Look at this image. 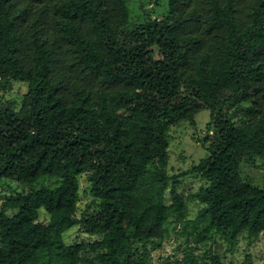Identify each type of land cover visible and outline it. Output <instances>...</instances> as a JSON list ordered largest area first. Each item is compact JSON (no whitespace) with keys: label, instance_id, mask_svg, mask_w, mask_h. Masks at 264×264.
Returning a JSON list of instances; mask_svg holds the SVG:
<instances>
[{"label":"trees","instance_id":"trees-1","mask_svg":"<svg viewBox=\"0 0 264 264\" xmlns=\"http://www.w3.org/2000/svg\"><path fill=\"white\" fill-rule=\"evenodd\" d=\"M131 1L0 0V90L26 84L0 108V181L22 187L0 264H151L168 240L181 257L159 264H224L214 246L264 235V189L240 176L264 164V0H166L140 23ZM203 109L208 156L170 176L169 132ZM82 175L96 211L79 219ZM187 175L205 182L193 218ZM75 226L99 238L64 243Z\"/></svg>","mask_w":264,"mask_h":264},{"label":"rangeland","instance_id":"rangeland-1","mask_svg":"<svg viewBox=\"0 0 264 264\" xmlns=\"http://www.w3.org/2000/svg\"><path fill=\"white\" fill-rule=\"evenodd\" d=\"M166 5V0H132L129 3L132 21L140 23L147 17L160 20L167 12ZM25 92L26 84L21 82H14L10 88L0 90V108L10 105L18 110L21 96ZM194 121V126L188 122H182L172 127L169 132V160L166 171L170 176H178L190 170L201 159L208 156L205 147L202 146V141L206 135V125L210 122V111L201 110L195 115ZM240 176L253 186L264 189V164L253 166L241 161ZM204 185L205 182L202 179L192 175L177 178L176 192L186 203L188 218H193L199 209V205L191 198ZM87 187L86 175H82L80 177L79 211L76 214L79 219L90 216L96 211L95 207L90 205L91 199L86 193ZM21 191L22 187L19 184L10 180H1L0 206L7 198L15 196ZM171 202V196L167 192L166 203L170 204ZM39 214V222L46 223L47 216L44 210L40 209ZM62 238L64 243L72 244L74 242H93L99 237L84 234L80 227L75 226L65 232ZM176 247L177 244L174 241L168 240L157 251L151 250V264H159L165 260L170 262L172 258L174 259V255L180 259L181 254L175 252ZM214 253L224 256L221 259L224 264H264V235L251 243L241 240L233 254L225 253L224 246L220 244L214 246Z\"/></svg>","mask_w":264,"mask_h":264}]
</instances>
